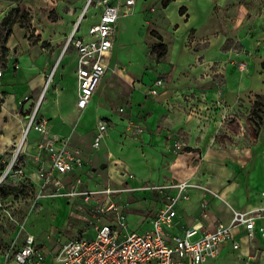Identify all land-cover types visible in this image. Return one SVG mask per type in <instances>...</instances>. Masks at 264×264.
Returning <instances> with one entry per match:
<instances>
[{
	"label": "rangeland",
	"instance_id": "rangeland-1",
	"mask_svg": "<svg viewBox=\"0 0 264 264\" xmlns=\"http://www.w3.org/2000/svg\"><path fill=\"white\" fill-rule=\"evenodd\" d=\"M86 2L0 0V70L6 69L8 62H14V71H30L39 55L59 53ZM161 3L162 0H136V5L120 12L113 63L86 110L74 109L75 63L68 54L54 71L40 110L51 108L50 99L56 86L71 109L70 119L76 123L73 138L69 131L65 136L92 157L103 155L99 158L101 162H107L112 154L123 164L101 169L99 161H91L96 168V175L91 178L95 190H111L114 199L127 208L132 230H146V215L151 208L173 193L150 191L149 187H167L194 175H198L193 181L198 187L195 190L204 195L195 220L213 226L228 223L233 211L264 210V0H215L206 4L203 14L199 1L192 2L189 22L198 27L204 21L207 26L204 37L209 43L193 44L191 32L185 43L188 51L183 52L187 56L181 59H177L181 50L178 45L184 33L177 34L169 25L185 23L186 7L177 5L175 0L168 8ZM181 8H185V14L180 13ZM83 15L78 36H84L98 22L100 9L93 2ZM178 18L181 20L177 22ZM7 21L12 22V34L5 40ZM158 36L165 45L161 58H157L161 52L157 48ZM9 41L16 44L13 52ZM204 51L208 58L205 61L188 54ZM198 61L205 64L199 65ZM240 64L245 68L241 69ZM27 73V80H32L34 72ZM155 79L162 80L163 88L160 94L151 96L147 87ZM24 85L22 82L10 93L9 102L8 93H0V108L5 103L10 107L9 124L0 123V135H8L6 146L0 149V172L11 161L14 150L11 142L21 135L35 105L37 90L30 93ZM27 96L32 102L26 110ZM254 109H258L260 119L253 114ZM99 120L108 124L109 138L101 141L100 148L90 150ZM50 124L54 131L63 127L56 121ZM134 127L141 128L143 134H136ZM145 134L153 137L155 150L162 149L167 135L184 142L181 153L190 165L198 166L209 154L222 159L225 166L172 167L173 157L165 152L159 157L145 147ZM26 155L20 156L17 165L27 167ZM142 162H149L150 167H143ZM126 163H130L129 167H124ZM129 175L132 179L125 185L122 179ZM27 180L9 178L1 188V241L19 231V239L30 234L50 254L90 230L72 203L62 198L38 199L37 184H29ZM12 188L18 190L4 198L2 192ZM103 195L99 198L103 199ZM252 214H260L256 228L264 227V211ZM241 245L257 264H264V237L244 236Z\"/></svg>",
	"mask_w": 264,
	"mask_h": 264
},
{
	"label": "built area",
	"instance_id": "built-area-1",
	"mask_svg": "<svg viewBox=\"0 0 264 264\" xmlns=\"http://www.w3.org/2000/svg\"><path fill=\"white\" fill-rule=\"evenodd\" d=\"M93 2L100 9L98 22L90 26L84 36H78L79 20L84 18V12ZM133 5L134 0H125L123 4L120 0H87L78 22L68 35L63 50L72 48L76 52V106L80 111L90 103L108 69L120 12ZM240 68L244 69L245 65L240 64ZM54 71L47 75L34 108L26 118L21 140L14 147L11 161L0 172V191L9 178H27L29 184H37L38 199L62 198L72 203L90 230L68 240L58 251L50 254L30 234L19 239L18 231L13 237L0 240V264H206L217 259L226 244H231L234 251L239 250L234 232L240 227L244 228L250 239L257 233L264 237V227L256 228V219L260 214H252L254 211H264L262 209L233 211L229 224H220L213 231H203L195 240L191 238L200 230L195 226L185 230L181 236L170 235L168 231L176 226L177 205L189 199L190 189L198 188L190 181L167 187H149L150 191L171 190L173 193L166 195L162 206L155 211L150 229L142 232L132 230L125 214L126 207L114 199L111 190L97 191L82 187V179L75 176V172L83 170L85 166L81 151L70 145V138L51 133L48 122L37 117ZM162 86V80L158 79L148 93L156 96ZM134 129L136 134H143L141 128ZM107 132L108 124L99 120L93 148L100 146ZM31 134L38 137L30 160L35 167L32 173L34 180L23 167L17 165L20 156L27 154L24 146ZM184 148L182 141H173V153H179ZM65 177H69V180H65ZM128 179H132V176L129 175ZM101 194H104L103 199L99 198ZM241 260L244 264H253L250 257Z\"/></svg>",
	"mask_w": 264,
	"mask_h": 264
},
{
	"label": "crops",
	"instance_id": "crops-1",
	"mask_svg": "<svg viewBox=\"0 0 264 264\" xmlns=\"http://www.w3.org/2000/svg\"><path fill=\"white\" fill-rule=\"evenodd\" d=\"M199 1V8L200 13L203 14L204 13V9L206 8V4L209 3L211 4L212 1L215 0H175V3H177V5H184L186 7V12H184V14L186 13V19H185V23L182 25L181 23L173 26V22L172 25H169L170 28H173L175 30V32L177 34H180V32L184 33L182 40L179 41V48L183 51H179V58L177 59H181L182 57H186L187 55H184V53H186L188 50L185 48V43L187 41V38L189 36V34L191 32H193V44H197V45H201V44H208L209 40L206 38V36L204 37L205 34V29L207 28V26L205 25L204 21L203 24H201V26L198 27H192V25L190 24V12H191V5L192 2H196ZM218 1H222V0H216ZM121 4L124 3V0H120ZM134 5H136V0H134ZM133 5V6H134ZM132 7V6H131ZM168 8V6H167ZM138 9V8H137ZM166 10V9H165ZM195 18V17H194ZM79 19V18H78ZM120 19H118L117 24L119 22ZM181 20L180 18H178L177 22ZM117 24L115 27V35H114V41H113V48L109 57V64H108V69L106 70L103 78L101 79L98 88L95 92V94L92 96L90 103L87 105V107L84 109L86 110L89 105L91 104L92 100L94 97H96L97 92L100 88L101 83L105 80L109 69L111 68V64L113 63V57H114V53H115V41H116V28H117ZM201 32H203V34H200ZM71 32L68 33V35ZM68 35L66 36L63 46L61 48V50L59 51V53H53L51 56H48L47 54H41L39 55L35 60L34 63L32 64V69L30 71L27 70H18V71H14L15 70V65L14 62H8L6 64V69L4 70H0L2 72V75L0 77V83L2 84V86H0V93H8L6 95V98L8 99L7 101L9 102V98L12 96L10 93L14 91V89L16 87H19L18 85L21 84L22 82H24L26 85H24L25 87L28 86L29 92L33 93L37 90V93L35 95V100H34V104L40 94V92L42 91V88L45 84L46 81V77L47 75L50 73V71H52V67H54L53 69L56 70L57 66H59V62L61 60V58L63 56H65L66 54H68V56L70 55L72 57V59L74 60L75 63V70L73 71V75L75 77V81H76V52L72 49V48H68L65 51L64 49V45L66 42V39L68 37ZM200 35V36H199ZM16 44L12 43L11 41H9V49L11 50V52L14 51ZM210 46V45H208ZM184 52V53H183ZM205 51L202 53L192 52L188 53L192 58H194L195 55H197L198 58H201V61H205L207 60V55ZM199 62V61H198ZM205 62H199V65H204ZM19 67V65H18ZM27 72H34V78L32 80H27ZM62 75H60V80L62 79ZM158 79L153 80L147 87V90L149 91V88L151 87V85ZM28 82V83H26ZM52 83V82H51ZM50 83V84H51ZM104 84V82H103ZM102 84V85H103ZM102 87V86H101ZM163 86L158 90V94H160V92L162 91ZM28 103L25 104V109L27 110L28 108H30V104L32 102V100H29V96H27ZM51 108L50 109H45L43 111H41V106L39 108L37 117L38 119H42V120H46L48 122L49 128H50V132L53 133L54 135H57L58 137L61 138H65L67 136L66 132L69 131V136H72L74 133L72 134L74 127H75V122H73V120L70 119V111L71 109L67 106V103H64L63 99H62V95L61 93H59L56 90V86L53 87V93H52V97H51ZM76 93H75V103H74V109L76 111H80L77 106H76ZM42 104V103H41ZM48 105V103H47ZM55 108V110L53 109ZM54 110V111H53ZM82 110V111H84ZM9 115H10V107L7 106V104H3L0 108V123L4 124V126H7L9 124ZM51 121H56L59 124H62L63 127H60L59 129L54 131L53 126L50 124ZM18 122L20 123L21 120H18ZM26 124V123H25ZM66 125L68 127H66ZM24 126H22V131L24 129ZM68 128V129H67ZM67 129V130H66ZM96 130V127H95ZM22 131H21V135L17 138H15L13 140V142H11V147L12 149H14V147L19 143V141L21 140L22 137ZM1 133V131H0ZM3 134V133H2ZM16 134V133H15ZM96 134V131H95ZM109 131L107 132V136L104 138L105 140H107L109 137ZM12 136V135H11ZM95 136V135H94ZM8 138V135L3 134L0 135V149L4 148L6 146V139ZM71 139V137H68ZM94 138V137H93ZM93 138L90 144V150H95V148L92 147V142H93ZM153 137H151L148 134H145L144 136V142L146 143V148L150 149L149 151L151 152H155L156 155L162 156L163 152L167 153L170 157H173V162H172V167H224L225 165L222 164V159L219 161L217 160V158H212L213 156L207 154L203 160L198 164V166L195 165H190L188 162L189 160H187L186 155L182 154L181 152H179V154H174L172 151V144L173 141L176 139L171 137L170 135H167V139L163 140V143L161 144L162 149L160 150H155L157 148H153L154 145V141L153 139H151ZM10 139V138H9ZM38 140L37 135L35 134H31L28 139H27V143L24 146V149L26 150L27 153V167H24L25 172L30 175L32 177V179L34 180V176L32 175V173L35 172V167L33 166L31 160V156L33 154V148L34 145L36 143V141ZM181 141V140H180ZM71 142V140H70ZM184 143V142H183ZM70 145L74 148H77L81 151L82 153V157L84 160V168L81 171H76L75 172V176H78L82 179L83 181V186L85 189H89V190H95L96 188L93 185V180H92V176L96 175V168L95 165L91 163L92 162H98L99 158L103 155H100L98 158H94L91 156V153L84 150L83 148H81L82 146H74L72 144V142L70 143ZM100 148V146L98 147ZM13 152V151H12ZM108 159V160H107ZM107 162H98L99 167L102 164L106 165L107 167H123V164L117 160V158H115L112 154H110L107 157ZM117 163L118 165L115 166V163ZM143 163V167H150L149 162H142ZM130 163H126V165H124V167H129ZM114 165V166H112ZM95 173V174H93ZM198 175H194L192 177H190L189 179L185 180V181H190L193 183L194 180H197ZM65 180H69V177H65ZM123 183L125 185H127V182L130 181L131 179L127 178H123L122 179ZM136 188V187H133ZM140 188V187H138ZM214 189V188H213ZM188 195L189 197L191 196V198H189V200L184 201V202H180L177 207H176V212H177V216L175 218V222H176V226H174V228L170 229L168 232L170 235H182L183 232L187 229H190L192 226H195V228H200V230L197 232L196 235H200L201 232L203 231H213L218 225L223 224V225H227L230 223V221L228 223H216L213 226L210 225H206L204 223H202L200 220H195V217L197 215V213L200 212L199 209V203L201 202V200L203 199V193L198 192L195 189H190L188 191ZM161 198V197H160ZM208 200V197L206 198V201ZM118 202V200H116ZM120 203V202H118ZM162 199L161 202L159 204H157V206L155 208H151V210L149 211L150 214L146 215V221L148 222V228L150 229L152 227L151 225V221L152 218L155 214V211L160 208L162 206ZM241 211V210H239ZM125 214L126 216L128 215V211L127 208H125ZM128 219V216H127ZM257 227V225H256ZM146 229V230H147ZM246 236V231L244 230L243 227H240L239 229H237L234 232V236H235V240L239 243L240 247L239 250L234 251L231 247V244H226L221 248V252L220 255L217 259L212 260L207 262L206 264H218V263H222V264H244V261L241 260V258L243 257H250V254L248 252H244V250H242V241H243V237ZM257 237H260L259 234H256ZM253 260V259H252ZM253 264H257L254 260H253Z\"/></svg>",
	"mask_w": 264,
	"mask_h": 264
},
{
	"label": "trees",
	"instance_id": "trees-1",
	"mask_svg": "<svg viewBox=\"0 0 264 264\" xmlns=\"http://www.w3.org/2000/svg\"><path fill=\"white\" fill-rule=\"evenodd\" d=\"M172 1H173V0H162L161 5H162L163 8H167V6H168ZM184 12H185V8H181V9H180V13H184ZM6 25H7V33H6L5 40H6V38H8V37L12 34V31H11V29H12V22H11V21H7ZM157 39H158V41H159V43H158V45H157V48H158V50H161V52L157 55V58H161V57L163 56V52H164V49H165V45L162 43V41H161V37H160V36H158ZM6 54H7V51L5 50L4 53H3V56L6 57ZM253 114H254L258 119H260L258 109H256V110L254 109V110H253ZM17 190H18L17 188H12V189H9L7 192L3 191V192H2V196H3L4 198H6V197H8L11 193H15Z\"/></svg>",
	"mask_w": 264,
	"mask_h": 264
},
{
	"label": "water",
	"instance_id": "water-1",
	"mask_svg": "<svg viewBox=\"0 0 264 264\" xmlns=\"http://www.w3.org/2000/svg\"><path fill=\"white\" fill-rule=\"evenodd\" d=\"M100 168H101V169H104V168H106V165H105V164H102V165L100 166Z\"/></svg>",
	"mask_w": 264,
	"mask_h": 264
},
{
	"label": "bare ground",
	"instance_id": "bare-ground-1",
	"mask_svg": "<svg viewBox=\"0 0 264 264\" xmlns=\"http://www.w3.org/2000/svg\"><path fill=\"white\" fill-rule=\"evenodd\" d=\"M176 8V7H175Z\"/></svg>",
	"mask_w": 264,
	"mask_h": 264
}]
</instances>
